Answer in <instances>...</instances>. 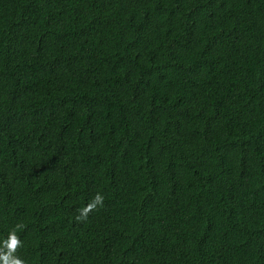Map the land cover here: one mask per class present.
<instances>
[{"label": "trees", "instance_id": "1", "mask_svg": "<svg viewBox=\"0 0 264 264\" xmlns=\"http://www.w3.org/2000/svg\"><path fill=\"white\" fill-rule=\"evenodd\" d=\"M0 264H264V0H0Z\"/></svg>", "mask_w": 264, "mask_h": 264}]
</instances>
